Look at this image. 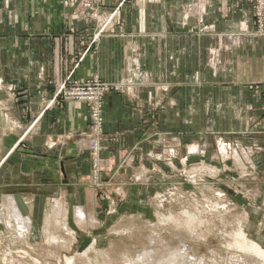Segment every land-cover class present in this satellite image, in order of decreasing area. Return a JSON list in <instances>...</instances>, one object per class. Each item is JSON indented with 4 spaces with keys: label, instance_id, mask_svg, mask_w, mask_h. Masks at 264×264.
I'll return each instance as SVG.
<instances>
[{
    "label": "crops",
    "instance_id": "obj_1",
    "mask_svg": "<svg viewBox=\"0 0 264 264\" xmlns=\"http://www.w3.org/2000/svg\"><path fill=\"white\" fill-rule=\"evenodd\" d=\"M115 5V0L101 7L92 0H0V70L26 81L23 69L29 68L27 81L51 87L71 70L80 82L97 78L116 85L119 92L104 99L99 142V157L114 170L117 151L119 156L122 150L148 148L141 134L150 130L153 109L162 134L209 130L232 140L233 132L262 130L264 37L255 34L248 2L127 0L103 26ZM155 87L165 89L158 93ZM30 89L38 112L45 96ZM167 97L171 104L158 109ZM55 111L41 118L31 155L22 154L17 143L0 155L1 194L26 188L36 195H77L90 168L88 150L81 157L72 154L88 142L87 107L68 103ZM257 137V144L254 139L246 144L259 146L256 158L264 162V136ZM54 138L61 143L50 144Z\"/></svg>",
    "mask_w": 264,
    "mask_h": 264
},
{
    "label": "rangeland",
    "instance_id": "obj_2",
    "mask_svg": "<svg viewBox=\"0 0 264 264\" xmlns=\"http://www.w3.org/2000/svg\"><path fill=\"white\" fill-rule=\"evenodd\" d=\"M126 1L120 5L115 0V18ZM248 4L253 16L255 3ZM23 70L26 81H16L12 74L6 77L7 73L3 75L0 70V133L4 134L0 138V155L15 143L22 154L31 155V142L41 118L57 113L55 110L65 104L82 103L88 112V142L84 147H75L72 154L81 157L82 149L88 150L90 168L89 174L79 182L77 195L63 191L36 195L26 188L13 194L23 213L27 210L20 198L33 196L32 232L21 237L0 221V264H135L137 257L145 252H154L157 255L154 260H159L178 249L193 256L194 264H249L251 260L264 264V260L258 262L253 255L246 256L232 245L235 224L241 221L246 238L264 250V162L256 158L255 151L260 147L254 142L246 144L253 139L257 144L258 134L264 136V127L250 129L243 136L233 132L228 135L233 136L232 140L209 130L198 133L184 130L182 136L176 132L162 134L157 129V109H153L155 113L149 116V137L141 134L148 148L122 150L119 156L117 151L114 170L99 157L100 148L95 152L90 142L97 131L103 135L104 117L100 128L91 118L97 107L91 109L85 102L69 101L57 92L72 70L63 82L52 87L47 82L27 81L30 70ZM31 86L48 96L41 101L38 112L32 109ZM111 88L110 93L120 90L116 85ZM164 89L153 90L159 93ZM169 91L174 94L173 89ZM104 99L105 96L100 104L102 116ZM166 99L158 109L171 104V97ZM57 143H61L57 138L50 141ZM194 145L200 148L199 152L189 150ZM219 145L227 150L225 157L219 154ZM233 151L241 165L232 160ZM2 195L0 188V205ZM59 199L71 210L82 207L87 222L78 226L70 216L69 229L52 230L57 234L53 232L51 242L42 235V224L44 216L51 214L49 205ZM191 230L194 232L190 233ZM55 237L60 241L56 242Z\"/></svg>",
    "mask_w": 264,
    "mask_h": 264
},
{
    "label": "bare ground",
    "instance_id": "obj_3",
    "mask_svg": "<svg viewBox=\"0 0 264 264\" xmlns=\"http://www.w3.org/2000/svg\"><path fill=\"white\" fill-rule=\"evenodd\" d=\"M96 146H97L96 149H98V147L100 148L99 144H97ZM199 149L200 148H198L197 146H192V147H190L189 150L192 151L193 153H195V152H199ZM219 154H221L222 157H225L227 154L226 149L224 147H221ZM233 158H234L236 164L239 165L240 162L238 160V155L236 154V152H233ZM224 161H225V159H224ZM22 202L26 206L24 208L27 210L26 213H23L21 211V208H20L21 204L19 205V203L16 200V197L13 194H3L2 199H1V205H0V221L2 223H4V225L6 227H8L12 232H15L16 234H18L21 237H24L25 233L26 234L28 233L30 236V234L32 232L33 221L31 219V214H32V210L34 208V199L32 196H22L21 197V203ZM49 207H50L51 214L50 215L46 214L44 216L43 224H42L43 226H42V230H41L42 235L48 236L47 241L53 240V238L51 236H52V234H54L53 232H55V234H57L56 229L58 227H60V229L64 230V231H67L69 229V224H70L69 223V217L70 216L74 217V221L78 226H81L84 223V221H86V214H85L82 207H76L74 210H71L60 199L54 200L52 202V204L49 205ZM213 207H214V205L211 206V208H213ZM71 212H72V214H71ZM245 219H246V217H245ZM244 222L245 221H243V223ZM235 225L237 227L233 231L234 243H232L234 249L243 252L244 254H246V256H247V254L253 255L254 258L256 260H258V262L264 260V250H262L259 247V245H257L256 243H254V242H252L246 238L244 232L242 231V225H243L242 222L238 221ZM52 230H56V231H52ZM189 232L193 233L194 231L191 230ZM71 234H72V232H71ZM58 239H59V237L54 238V240L56 242ZM21 240L23 241L22 238H21ZM58 241H60V240H58ZM24 242H25V240H24ZM239 255H241V254H239ZM155 256H157V255L152 251L145 252L142 255H139L137 257L138 261H136L135 264H194V261H195V260H193V256H190L188 254V252L184 251V249H178L176 251L169 252L167 255L161 256V258L159 260H154L156 258ZM241 256L243 257V255H241ZM246 256H244V257H246ZM250 257L251 256H249V258ZM251 261L249 264H256V262L253 263L254 261L253 262H251ZM203 263H204V261H203ZM257 264H259V263H257Z\"/></svg>",
    "mask_w": 264,
    "mask_h": 264
},
{
    "label": "built area",
    "instance_id": "obj_4",
    "mask_svg": "<svg viewBox=\"0 0 264 264\" xmlns=\"http://www.w3.org/2000/svg\"><path fill=\"white\" fill-rule=\"evenodd\" d=\"M94 4L98 6L106 5L110 3L112 0H92ZM118 3L121 5L125 0H117ZM248 3H255V14L253 15L254 28L256 29V35L258 37H264V0H244ZM118 7V6H117ZM115 18V10L109 15L108 19L102 23L103 26H106L112 19ZM100 25V24H99ZM101 31V30H100ZM99 36V30L96 34L93 35L91 43L96 41ZM74 70H72L69 76L64 80V83L60 88L57 90L58 93H63L65 95V99L69 101H77V102H85L88 107L91 109L93 106L97 108L93 110L91 118L97 125V128H100L103 116L101 113V102L102 98L108 95L111 90L112 86L102 83L97 78H93L91 80L85 82H79L72 78ZM69 86V87H68ZM264 89V86H263ZM264 98V93H263ZM89 108V109H90ZM100 132H96L95 135L90 137V142L93 143V149L96 152L98 149L97 144L98 140L101 138Z\"/></svg>",
    "mask_w": 264,
    "mask_h": 264
}]
</instances>
